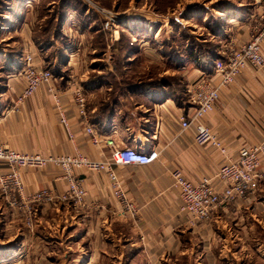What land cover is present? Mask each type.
<instances>
[{"label":"crops","instance_id":"crops-1","mask_svg":"<svg viewBox=\"0 0 264 264\" xmlns=\"http://www.w3.org/2000/svg\"><path fill=\"white\" fill-rule=\"evenodd\" d=\"M25 1L22 8L16 3L8 7L5 14L8 19L0 23V81L4 80L5 84L0 89V145L28 154L52 156L73 154L78 148L94 160L106 161L110 157L106 139L112 138L119 147L155 149L160 155L150 164L113 166L139 210L138 217L119 214L120 204L113 194L107 171L81 168L76 169V175L83 179L88 191V207L75 205L70 200H60L59 205L37 203L32 207L35 216L39 215L35 220L38 227L60 225V232H21L16 221L18 214L0 194L2 241H5L6 227L10 226L12 239L20 240L22 245L14 251L16 255L28 248L29 257L38 259L56 253L65 257L67 264H237L234 261L239 256L234 246L236 242L264 238V183L250 199L219 205L209 220L194 225L180 212L182 200L172 178V171L181 168L190 181L197 183L205 177H215L226 161V155L212 143L197 144L195 129L183 130L180 122L182 116L190 115L195 109L190 102L189 88L203 77L217 82V75L202 67L204 61L196 58V53L189 52L188 58H182L179 53L178 58L169 63L162 58L164 55L157 58L162 70L143 74L147 78L144 80L137 74L109 71L104 65L98 68L92 61L99 57L81 62L82 48L71 55L66 44L63 48L68 52L63 61L67 63H59L63 65V73L57 77L55 93L60 96L67 125L48 86L43 85L19 101L27 85L23 74L25 55L33 53L36 64L45 68L51 60L53 64L59 60L49 55L57 43L48 49L36 42L34 24L24 21L34 9L31 0ZM230 1L222 11L217 7L213 17L221 22V34L225 31L231 42L244 44L259 27L264 0ZM11 15L15 21L21 17L20 21L14 24ZM210 31L211 40L221 38L215 37L214 30ZM150 44L144 46L158 54V48ZM224 47L215 44L213 50L221 57ZM74 60L80 62L72 64ZM18 66L23 67L15 72ZM168 73L172 77L164 81ZM181 74L186 81L183 85L187 84L188 100L179 89L175 90L174 76L178 79ZM178 81L180 85L181 80ZM77 88L82 89L86 98L83 114L74 99ZM204 122L226 146L227 156L236 157L241 147L264 139V67L248 66L232 84L223 88L214 110L205 116ZM88 126H93L101 135L100 143L92 141L86 131ZM63 175V170L53 164L22 172L30 194L48 188L63 195L68 189ZM216 183L221 186L220 181ZM67 228L76 232H65ZM263 245L256 243L261 259L240 253L247 257L240 264L264 262ZM241 256L238 259H244ZM29 262L26 255L23 263Z\"/></svg>","mask_w":264,"mask_h":264},{"label":"built area","instance_id":"built-area-1","mask_svg":"<svg viewBox=\"0 0 264 264\" xmlns=\"http://www.w3.org/2000/svg\"><path fill=\"white\" fill-rule=\"evenodd\" d=\"M263 45L264 14L259 22V27L253 31L249 41L244 44L231 42L228 49L221 53L222 56L213 62V73L217 75V82L203 77L196 85L189 88L190 102L195 109L190 115L181 117L182 129L187 130L193 127L197 144L212 143L226 155V161L215 177H205L197 183L190 181L181 168H175L172 171L174 187L178 189L182 200L180 212L186 214L194 225L198 221L209 220L213 210L219 205L250 199L264 183V139L256 144L241 147L236 157L227 156L226 146L204 122L205 116L214 110L223 88L232 84L248 66L264 67ZM23 61L26 63L23 74L27 85L19 101L28 98L38 88L46 85L53 93L63 121L68 125L67 116L61 110L60 96L55 93L57 76L50 69L36 64L33 53H27ZM74 99L80 112L85 113L86 98L82 89L75 90ZM86 131L91 135L95 144L100 143L101 135L97 134L93 126H88ZM70 137L73 138L71 132ZM106 144L110 149V157L106 161L94 160L78 148L73 154L52 156L40 153L28 154L0 145V162H6L9 166L7 173H2L0 170V186L10 195L7 197L15 207L32 209L31 203L43 201L55 203L57 197L53 191L48 189L31 194L27 197L28 200L19 199V196L24 197L21 171L24 168L42 167L47 162H53L62 168L64 177L69 181L68 190L61 198L73 200L77 205L87 206L88 191L83 185V179L76 175V169L86 168L95 172L107 171L113 194L120 204L119 214L123 217L136 218L139 210L130 200L113 166L150 164L158 160L160 152L155 149L145 150L134 146L119 147L112 138H107ZM216 180L221 182V186L217 185Z\"/></svg>","mask_w":264,"mask_h":264},{"label":"rangeland","instance_id":"rangeland-1","mask_svg":"<svg viewBox=\"0 0 264 264\" xmlns=\"http://www.w3.org/2000/svg\"><path fill=\"white\" fill-rule=\"evenodd\" d=\"M229 1L230 0H64L59 3L62 5L64 2L63 7L66 5L65 8L62 7V10L64 11L60 10V12H64L66 15L68 13V15L66 20L63 22L62 31L64 32V35L61 37V40H68L66 41V44H69L68 49L72 51L71 55L78 52L77 48H82L83 54L81 52L79 56V58H81V62H83L84 59L89 61L91 58L99 57L100 59L92 61L93 63L98 64V68L102 69V67L105 66L109 69V71L112 72H118L120 74L129 73L134 76L137 74L140 78L145 80L147 78H145L143 74L148 72L155 73L162 70L158 62H156L159 60L157 58L162 57L159 52H172L171 56L173 57V60H176L179 56V53L182 54V58H188L187 55L189 54L190 50H195L196 52H201L202 50V52H205V49L214 48L215 44H220L221 47L225 46L224 48L227 50L231 45L229 35H227L225 31L222 34L220 33L221 22L215 20L213 15L216 14L215 10L217 7L218 9L221 8L218 11H222L226 7L225 3H228ZM26 3L27 1L25 0L16 2V4L21 5V8L22 5ZM68 3H71L73 7L77 8H79L80 5V7L86 10V12L84 15H79L76 13V10L70 9L67 11V9H69L67 8L69 5ZM31 4L34 11L31 16L29 15V18L26 17L24 21L26 23H29L30 21L31 25L34 24L33 28H35V30L37 29L38 31L44 32L45 29L42 28L48 20L45 18V16L47 11L51 9V5L54 3L52 0H31ZM20 10L22 13V9ZM4 18L8 19L7 16ZM20 18L21 17H17L18 20L15 21L14 17H12V15L10 16V20L14 22V24L18 23ZM59 18L62 22L64 16H60ZM217 21L218 23H216ZM12 26L13 25H11V27ZM210 28L212 31L214 30L216 32L215 37H221L223 39L220 38L211 40L210 38L212 34ZM128 30H131L133 33ZM5 31L7 34V29H5ZM16 34L17 33H15V35ZM227 36L228 38H226ZM147 41L151 43L150 45L158 48V54L144 46V44L148 43ZM107 42L111 43L107 44ZM114 43L116 45H113ZM66 44L63 45V47H65ZM79 45L81 46L79 47ZM61 46L56 47L53 50L51 49V52L49 53L50 56L53 55V57H51L53 59H55L54 53H57L59 55L57 56L59 57V60H53L54 62L56 61L55 64H53L52 61L48 62L45 66H57L58 68L60 66V68H62L63 65L59 63L63 61V53L65 55V53L68 51ZM162 58L165 59L164 56ZM78 62L80 61L74 60L72 64H77ZM164 69L166 70L168 68L164 67ZM69 71L71 70L69 69ZM88 72L92 73V71H89V69ZM171 72L172 71H170V73ZM170 73L165 74V78H171L172 76H169ZM127 77L129 78V75H127ZM174 79L175 90L179 89L181 92L182 89L187 90V84L183 85V83L186 81L182 80V74L179 75L178 78L181 80L180 85L177 84L179 82L177 75L174 76ZM49 164L57 166L53 162H47L42 167H29L24 169H43ZM8 169L9 166L6 162H0V170L2 173H7ZM23 170L21 171V179L23 182L24 197L22 198L21 196H18L20 200H28L27 197L33 193L30 194L26 190V185L23 181L24 178L22 177ZM63 178H65L64 175ZM67 182L69 183L68 180ZM45 189L48 188L41 190ZM0 194L6 199L11 208L18 214L19 217L16 221L21 227V232H60V225L50 226L47 228H43V225L38 227L35 220L39 217V215H36L37 217L35 216V209L32 207L33 204L37 203L56 205L60 200H63L61 196L64 194L59 196L55 193L57 197L55 203L44 201L31 203L30 207L32 209H28L27 207L19 208L13 206L10 199L7 197L10 195L5 192L1 186ZM70 201L74 202L73 200ZM74 204L77 205L75 202ZM85 207H88V204ZM70 227L71 225H69L68 228ZM6 228L5 241L3 242L0 238V254L1 252H4V255H0V264H25L23 263V260H25L26 255L27 258L30 259V264H61L62 261L65 264L68 263L65 257L61 258L60 254L56 253L48 256H42L38 259L36 257H29L28 248H26V250H24L19 255H16L14 251L21 249V241L12 239L14 236L12 227L9 226ZM68 228L65 230V232H76L73 229L68 230ZM8 239L10 240L9 242L7 241ZM258 242L263 245L264 238L262 241L246 240L244 242H236L234 246L237 248L239 256L235 257L234 261L237 262V264L238 262L240 264V262L242 260H246L247 257L254 258L255 260L261 259L259 252L256 251V243ZM262 248H264V245ZM240 253H248L249 256L247 255L245 258L244 255L241 256ZM240 256L244 259H238ZM248 262L249 261H246L244 264H247ZM261 264H264V262L262 261Z\"/></svg>","mask_w":264,"mask_h":264},{"label":"trees","instance_id":"trees-1","mask_svg":"<svg viewBox=\"0 0 264 264\" xmlns=\"http://www.w3.org/2000/svg\"><path fill=\"white\" fill-rule=\"evenodd\" d=\"M18 1H20V0H0V23L3 20L6 19L4 17H5L6 12L8 11V7H12V5H14ZM52 1H53L54 4L51 5V9L47 11V14H46L45 18L48 19V20L46 21V24L42 28V29H45V30H44V32H42V31H38L36 29L34 31V37H35L37 43H43V45H45L46 47L48 46V48L49 47L51 48V47L55 46L56 43L59 46L62 45L61 47H63V45L66 44V41H68L67 39L65 41L61 40V37L64 35L63 31H62L63 30V22H64V20H66V17L68 15V13L66 15V13L60 12V10L64 11V10H62L64 2H63L62 5H60L59 3L64 1V0H52ZM68 4L69 5H68L67 8H69V9H67V11L70 10V9H73V10H76V13H78L79 15H84V13L86 12V10L81 8L80 5H79V8H77V7H73L71 3H68ZM65 6L63 8H65ZM60 16H64L62 22H61V20L59 18ZM128 31L132 32L131 30H128ZM166 45H167V43H166ZM57 46H55L54 48H56ZM129 48H131V47H129ZM205 50H206L205 52H202V50H201V52H196L195 50H190V52L196 53V55H197L196 58H199L200 60L204 61V64H202L203 68L208 69L210 72H214L213 67H212L213 66V62L217 58H219V56L215 54L213 48L205 49ZM171 54H172V52H168V51L165 52V53L163 52V54H162V56L163 55L165 56V60L168 63H169V61H171V62L173 61V57L171 56ZM57 56H59V55L57 53H54V57L56 58ZM50 57H53V55L50 56ZM66 57H67V55L66 54L64 55V53H63V57L62 58L65 59ZM209 58H211V60ZM22 67L23 66H18L17 69L15 70V72H19L22 69ZM47 68L50 69L53 72V74L55 76H57V77L61 76L62 73H63L62 70H59V69H61L60 66H59V68L56 67V66L55 67H47ZM2 71L5 72L6 69L3 68ZM166 80H168V79L165 78L164 81H166ZM3 82H4V80L0 81V89L5 85V84L3 85ZM181 93L183 94V97L188 100V94H186V90L182 89Z\"/></svg>","mask_w":264,"mask_h":264}]
</instances>
